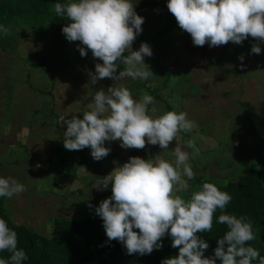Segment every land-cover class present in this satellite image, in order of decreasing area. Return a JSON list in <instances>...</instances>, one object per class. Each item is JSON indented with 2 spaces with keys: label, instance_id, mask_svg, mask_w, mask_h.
<instances>
[{
  "label": "rangeland",
  "instance_id": "rangeland-1",
  "mask_svg": "<svg viewBox=\"0 0 264 264\" xmlns=\"http://www.w3.org/2000/svg\"><path fill=\"white\" fill-rule=\"evenodd\" d=\"M130 2L144 18L132 48L147 43L152 50L144 57L153 73L147 80L125 76L91 84L88 72L102 61L91 50L81 56L84 46L66 39L62 28L69 21L57 17L55 9L37 26L0 18L9 29L6 36L0 32V177H12L27 189L11 199L0 197L15 224L51 237L56 219L101 218L95 207L112 191L111 184L97 190L99 180L133 156L159 155L171 162L169 153L177 146L189 153L195 173L189 190L177 193L185 200L206 178L226 184L253 169L264 174V42L249 36L241 44L195 46L168 10V0ZM253 44H259L260 54L251 52ZM110 86L126 87L137 101L151 95L155 103L148 112H155L149 115L186 112L194 126L164 150L147 141L144 149L105 141L111 151L97 161L89 147L65 149L62 120L82 119L96 92Z\"/></svg>",
  "mask_w": 264,
  "mask_h": 264
},
{
  "label": "clouds",
  "instance_id": "clouds-1",
  "mask_svg": "<svg viewBox=\"0 0 264 264\" xmlns=\"http://www.w3.org/2000/svg\"><path fill=\"white\" fill-rule=\"evenodd\" d=\"M167 8L195 46L241 44L249 36L264 42V0H168ZM54 9L57 17L69 21L62 28L66 39L84 46L79 47L81 56L91 50L93 57L102 61L96 63L94 73L88 72L91 84L103 78L117 81L129 76L147 80L153 75L144 62V57L152 55L151 47L142 43L138 50L132 48L142 32L144 18L135 12L130 0H70L67 4L56 3ZM0 32L6 36L9 29L0 25ZM125 51L130 54L125 56ZM261 51L259 44L252 45V53ZM118 59L125 70L116 75ZM239 59L243 61V55ZM154 103L151 95L137 101L123 86L100 89L82 119L62 120L67 125L63 146L67 150L89 147L97 161L111 151L105 141H120L125 149H144L147 141L167 149L178 133L191 131L194 122L186 112L149 115L148 105ZM188 146L194 147V142L189 141ZM169 155L174 157L171 162L159 155L152 160L130 157L97 182V190L111 184V197L95 207L108 240L120 242L128 255L142 256L161 249L167 234L172 238L171 246L179 251L161 264H216L217 259L221 264H253L257 258L259 264H264V256L248 245L256 238L250 219L224 212L231 195L212 183H204L189 199H182L177 193L189 190L188 181L195 178V173L189 164V153L180 146ZM26 190L16 179L0 177V197L11 199ZM88 207L93 206L89 203ZM217 209L221 211L218 222L228 230L217 240L214 258L206 257L208 245L198 233L211 232ZM17 244L16 231L0 218V252L10 253L9 260L0 259V264H23L28 259Z\"/></svg>",
  "mask_w": 264,
  "mask_h": 264
},
{
  "label": "trees",
  "instance_id": "trees-1",
  "mask_svg": "<svg viewBox=\"0 0 264 264\" xmlns=\"http://www.w3.org/2000/svg\"><path fill=\"white\" fill-rule=\"evenodd\" d=\"M68 0H0V18L7 23L18 20L27 25L37 26L53 15L56 3L66 4ZM130 53L125 51L124 55ZM118 71L125 65L118 59ZM170 143V146H173ZM214 184L220 191L228 192L232 199L226 206V214L237 217L247 216L253 226L256 238L248 245L264 256V174L261 169H253L249 173L230 179L226 184L218 183L210 178L202 180ZM221 211L213 214L211 232L198 233L208 247L204 250L206 257L214 258L217 240L228 230L226 225L218 222ZM0 218L4 219L9 228L16 231L18 249H23L28 259L23 264H161L165 258L178 254L179 249L173 248L172 238L167 234L162 238V248L154 249L151 254H126L123 245L109 241L106 236L102 218L90 217L79 221L74 219H56L53 235L46 237L37 231L15 224L4 209L0 199ZM134 231L139 232L138 229ZM10 253L0 252V259L9 260ZM216 264H221L216 260ZM253 264H259L258 258Z\"/></svg>",
  "mask_w": 264,
  "mask_h": 264
},
{
  "label": "crops",
  "instance_id": "crops-1",
  "mask_svg": "<svg viewBox=\"0 0 264 264\" xmlns=\"http://www.w3.org/2000/svg\"><path fill=\"white\" fill-rule=\"evenodd\" d=\"M116 71H118V70H116ZM151 107H154V105H153V104H150V105L148 106V109H149V108H151ZM151 109H152V108H151ZM149 112H153V111H152V110H150ZM149 112H148V113H149ZM171 150H173V147H172V149H171Z\"/></svg>",
  "mask_w": 264,
  "mask_h": 264
}]
</instances>
